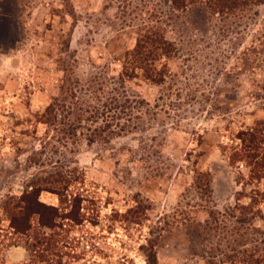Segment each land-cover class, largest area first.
<instances>
[{
	"label": "rangeland",
	"instance_id": "374dc122",
	"mask_svg": "<svg viewBox=\"0 0 264 264\" xmlns=\"http://www.w3.org/2000/svg\"><path fill=\"white\" fill-rule=\"evenodd\" d=\"M164 4L0 0V264H37L30 262L39 249L63 264H147L153 246L158 264H202L204 246L232 241L233 221L219 214L241 191L230 146L264 120V99L256 97L264 93V4L248 13L241 35L225 37L223 23L196 30L172 19ZM158 11L179 53L159 64L166 65L164 83H126L138 108L112 128L130 120L132 130L108 143L79 136L73 145L41 123L68 82L85 100L94 80L96 91H121L125 54ZM59 171L74 173L68 201L82 200V218L59 221L64 231L55 232L68 239L38 248L13 233L6 209ZM40 201L62 207L50 192ZM255 223L264 232V218Z\"/></svg>",
	"mask_w": 264,
	"mask_h": 264
},
{
	"label": "trees",
	"instance_id": "16d2710c",
	"mask_svg": "<svg viewBox=\"0 0 264 264\" xmlns=\"http://www.w3.org/2000/svg\"><path fill=\"white\" fill-rule=\"evenodd\" d=\"M164 5L170 8L173 18H185L186 25L196 30L216 29L217 23L221 25L223 37L236 34L241 35L242 25L247 22L248 13L257 6L264 4V0H163ZM159 12L152 16L142 28L137 38L136 46L125 54L122 71L118 78L122 86L121 91L113 88L106 92L104 88L96 91L97 81H92L84 93L88 92V100L81 98L78 87H72L69 82L61 88V95L51 103L41 115V123L53 129L60 135L62 141L66 140L74 145L79 136H83L89 144L99 140L108 143L111 137L121 136L132 130L131 121L127 124L118 123L113 129L112 122L122 116L133 117L138 108L139 101H134L125 90L127 82L143 79L154 84H162L166 80V65L161 68L159 64L167 59L176 57L179 48L175 42L167 37L162 27L164 17L159 18ZM163 14V13H162ZM216 23L213 25V23ZM227 22H232L227 26ZM235 37L234 40H239ZM65 83V82H64ZM78 84V81L76 82ZM264 92V88L262 89ZM99 93V94H98ZM257 98L264 99V93H258ZM112 120V121H110ZM229 163L239 169L238 184L241 191L236 196V203L219 214L222 220L233 221L230 233L231 242L226 243L224 249L203 247L200 255L202 264H264V232L255 223L257 219L264 218V120L254 126L238 133L230 146ZM247 171V173H246ZM72 171H59L50 173L34 185L32 192L22 194L13 199L14 203L6 209L10 219L13 233L22 238L32 239L38 248H49L53 241L61 236V241L68 239L56 230H63L59 221L79 223L81 221L80 198L68 201L70 186L76 181ZM41 192H50L60 198L62 207L48 206L40 201ZM248 200L244 203L243 200ZM70 202V203H69ZM212 217V215H211ZM37 220V226L34 221ZM39 230L37 235L33 234ZM50 231V233L48 232ZM52 232V233H51ZM40 235V236H38ZM68 242V241H66ZM152 245V244H151ZM154 245V243H153ZM93 246V244H92ZM56 248V247H55ZM153 248V249H152ZM147 264H158L157 255L153 246ZM156 250V249H155ZM30 263L37 264H63V259L51 262L43 252L35 250ZM51 254L59 256L58 253ZM199 264V263H195Z\"/></svg>",
	"mask_w": 264,
	"mask_h": 264
},
{
	"label": "crops",
	"instance_id": "0c3cea01",
	"mask_svg": "<svg viewBox=\"0 0 264 264\" xmlns=\"http://www.w3.org/2000/svg\"><path fill=\"white\" fill-rule=\"evenodd\" d=\"M11 2H12V0H11ZM15 5H17V1L15 2Z\"/></svg>",
	"mask_w": 264,
	"mask_h": 264
}]
</instances>
